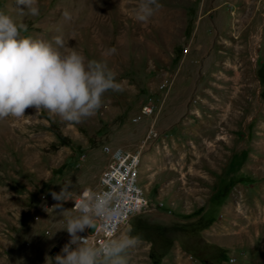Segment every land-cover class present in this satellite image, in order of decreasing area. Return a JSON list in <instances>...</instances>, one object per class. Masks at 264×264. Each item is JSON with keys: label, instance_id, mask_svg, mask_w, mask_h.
<instances>
[{"label": "rangeland", "instance_id": "1", "mask_svg": "<svg viewBox=\"0 0 264 264\" xmlns=\"http://www.w3.org/2000/svg\"><path fill=\"white\" fill-rule=\"evenodd\" d=\"M138 2L37 0L31 16L0 0L21 35L62 36L123 89L78 124L34 108L0 119V264H55L75 213L44 204L64 184L96 188L105 146L140 154L149 207L117 234L141 238L129 264H264V0H159L147 23Z\"/></svg>", "mask_w": 264, "mask_h": 264}, {"label": "clouds", "instance_id": "2", "mask_svg": "<svg viewBox=\"0 0 264 264\" xmlns=\"http://www.w3.org/2000/svg\"><path fill=\"white\" fill-rule=\"evenodd\" d=\"M21 13L39 15L37 0H16ZM159 0H139L134 18L147 23L162 8ZM66 20L71 14L63 13ZM27 25L17 23L0 11V119L22 118L28 108L45 110L67 123L78 124L97 114L103 106L104 94L108 91H123L116 81V73L104 61L89 60L72 49L68 52L62 36L52 41L32 36H23ZM116 49H108L104 55H113ZM105 151L111 149L105 146ZM119 155V152H117ZM71 183L61 186L59 192L50 194L54 204L51 209L63 214V204L74 201L75 214L66 217V230L70 240L54 257L55 264H129V253L141 244L134 235L116 236L110 232L100 243L82 237L88 228L97 227V221L106 224L116 217L109 192L85 189L75 196L69 188ZM45 211L49 208L45 206ZM75 245L73 248L72 246ZM46 264H53L52 257H45Z\"/></svg>", "mask_w": 264, "mask_h": 264}, {"label": "built area", "instance_id": "3", "mask_svg": "<svg viewBox=\"0 0 264 264\" xmlns=\"http://www.w3.org/2000/svg\"><path fill=\"white\" fill-rule=\"evenodd\" d=\"M156 109V104H153L151 100L140 107V114L149 116ZM148 136L150 137V134ZM109 148L110 151H105V147L103 148L108 158L107 163L98 176L97 187L91 189L111 193L112 207L116 210V217L111 224L98 220L96 229L88 228L83 233H78L82 237H89V240L95 243H100L108 238L110 232L117 236L133 216L140 214L149 207V200L138 183L139 152L123 148ZM117 152H119V155H117ZM88 188L90 187L82 188L75 196ZM45 206L49 210L52 207L47 202L44 204V209ZM73 207L74 201L70 204V209L74 212ZM69 240L70 237L65 239L64 245ZM72 247L74 248L75 245Z\"/></svg>", "mask_w": 264, "mask_h": 264}, {"label": "crops", "instance_id": "4", "mask_svg": "<svg viewBox=\"0 0 264 264\" xmlns=\"http://www.w3.org/2000/svg\"><path fill=\"white\" fill-rule=\"evenodd\" d=\"M106 163H107V162H106ZM105 166H106V164H105ZM105 166H104V168H105ZM104 168H103V169H104ZM97 179H98V177H97ZM96 183H97V181H96ZM84 188H85V187H84Z\"/></svg>", "mask_w": 264, "mask_h": 264}]
</instances>
